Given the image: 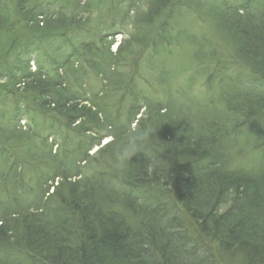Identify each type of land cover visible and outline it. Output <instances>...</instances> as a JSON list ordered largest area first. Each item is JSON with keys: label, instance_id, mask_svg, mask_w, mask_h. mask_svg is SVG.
<instances>
[{"label": "trees", "instance_id": "16d2710c", "mask_svg": "<svg viewBox=\"0 0 264 264\" xmlns=\"http://www.w3.org/2000/svg\"><path fill=\"white\" fill-rule=\"evenodd\" d=\"M29 1L14 0L18 9L27 11L23 20L30 24V33L42 37L14 45L9 42L7 47L0 48V81L5 80L20 93H27L24 100L33 102L38 110L57 108L65 127H74L85 134L82 136L87 139L81 140L76 147L79 149L80 163H88L89 158L94 160L98 156L102 159L106 154L123 157L130 152L131 155L123 163L120 162L117 172L112 173L126 181L127 190L121 193L112 177L103 185L104 182L98 181L94 172V175L88 176L79 170L80 166L76 170L74 163L61 165L63 161L60 154L58 156L56 153L53 156L54 162L59 163L56 169L62 171L52 178V184L42 187L44 195L33 202V206L28 207L26 204L22 208L18 205H2L0 264H232L226 258H234L237 254L243 259L242 264H264V164L258 169L247 171L225 168L219 160V164L214 161L205 164L180 163L183 160L180 153L186 149L185 145L180 144L183 141L192 146L205 141L203 153H213L216 147L207 148L217 143L216 130L221 128L223 122L231 120L235 110L247 112L244 118L246 122L250 119L264 121V91H261L264 89V0L262 5L259 2L253 5L251 0H225L221 3L152 0L154 6L158 5L161 9L169 2L171 11H178L181 4L188 2L199 5L210 15L218 12L222 16L220 25L224 29L225 26L229 28L227 35L233 37V43L237 46L236 57L251 66L249 72L239 71L242 76L238 79L237 91L225 83L228 90L217 92L221 95L219 100H226L227 106L235 108L234 111L229 108L219 110L215 98L209 100L210 105L202 102L196 106L195 110L201 119L194 116L198 122V134L191 131L193 135L186 132L185 123L182 122L175 125L176 133L175 129H170L174 123L170 125L168 121L165 124L157 121L156 126L149 127V120L145 119L140 105L134 107L128 116L129 121L125 123H119L118 117L115 121L108 119V116L101 119L100 113L105 115L108 110L102 100L95 99L90 105L83 104L79 101L83 97L82 91L71 89L58 69L57 75L50 76L38 64L33 71L26 57L30 59L31 53H39L42 43L47 40L46 36L59 34L61 42L68 43L67 32L71 27L74 30L77 23L59 26L52 20L51 23L35 20L34 15L44 16L45 12L39 5L28 6ZM11 4L9 0H0V31L1 26H6L10 21L8 12L11 11ZM35 21L36 26L32 24ZM83 22H78V26H88V23ZM8 31L7 35L11 33ZM96 45V42L75 43L70 54L77 56L79 62L85 52L97 55L95 60H107L108 57V62L112 60L113 64L109 63L107 70L113 73L121 49L118 48L113 54L109 42L104 46L101 44L100 48H96ZM10 54L15 57L9 58ZM95 60L88 64L94 67ZM65 65L70 66L67 62ZM79 69L82 70L81 67ZM83 73L79 71L82 77ZM239 92L248 97L247 104L251 103L252 107H243L246 101H241L239 96L242 94ZM258 103L263 106L260 107L263 111ZM148 106L149 118L150 112L155 109L151 103ZM173 112L168 111L169 114ZM132 124L138 130L132 131ZM237 129L236 124L234 130ZM104 130L108 133L102 134ZM261 130L257 132L259 137L261 135L260 149L264 156V127ZM135 131L136 134L139 132L137 138L133 136ZM178 135L180 138H177ZM108 136L113 137V140L100 147L93 156L90 155V151L95 146H101ZM219 150L222 151L221 148ZM135 161L137 165L134 167ZM99 164L93 165L96 172L99 171L96 169ZM191 181L203 182L206 189L203 191L189 187ZM25 185L16 174L11 190L13 192L14 189L17 194ZM171 185L176 187L179 199H182V213L190 214L202 234L210 239L212 247L206 245L204 239L200 244L196 233H188L184 229L185 219L179 212L171 215L172 211L180 208L175 205L169 211L171 206L165 205V200L169 199L165 194ZM228 198L231 199L229 207L221 210V204ZM115 200H121L125 206L120 213L115 209L118 203ZM15 204H18V200ZM123 211L128 213V218L122 215Z\"/></svg>", "mask_w": 264, "mask_h": 264}, {"label": "rangeland", "instance_id": "374dc122", "mask_svg": "<svg viewBox=\"0 0 264 264\" xmlns=\"http://www.w3.org/2000/svg\"><path fill=\"white\" fill-rule=\"evenodd\" d=\"M9 1L12 3L11 11L8 12L10 21L6 26L5 24L1 26L0 48L7 47L9 42H11L10 45H14L42 37L30 33V24L23 20V15L27 11L18 9L14 0ZM202 1L203 3L208 1L221 3L225 0ZM262 1L251 0L250 3L254 5L259 2L262 5ZM29 2L28 6L38 7L39 5L45 12L44 16L34 15L35 20H46L47 22L52 20L59 26H70L77 23L74 30L71 27L67 32L68 43L66 44L61 42L59 34L46 36L47 40L42 43L43 46L39 53H31L30 59L26 57L30 61L31 69L35 71L37 65L40 64L50 76L57 75L58 69L59 74L67 80L66 83L71 89L82 91L83 97L79 101H82L83 104L90 105L92 100H102L108 110L105 115L100 113L101 119L108 116V119L115 121L120 118L118 122L125 123L129 121L128 116L134 107L140 105L139 108L144 113L145 119L149 120V127L156 126L157 121L160 124H165L168 121L170 125L174 123L170 129H175L176 133L175 125L182 122L185 123L184 127L186 128L184 129L187 133L193 135L192 132L196 131L195 134H198V122L196 121L201 118L195 110L196 106L202 102H207L210 105L209 100L213 101L215 98L217 101L215 104L219 110L224 111L229 108L230 105L227 106L226 100H219L221 95L217 92L228 90L225 83L230 84V88L237 91L239 87L237 82L242 76L239 71H251L248 62L245 64L244 61L239 60V57H236L235 51L238 52V49L233 43V37L227 35L229 28L225 26L224 29L220 25L222 16L218 12L210 15L202 7L193 3L185 2L180 5L181 8H178V11L172 10V12L171 7L168 6L169 2L164 6V9H161L158 5L154 6L152 0H30ZM41 8L39 9L41 10ZM34 13L38 14L37 11ZM72 16L74 19L71 18ZM78 22L88 23V26L82 24V27H79ZM32 24L36 26V21ZM8 30L11 33L7 35ZM60 42L61 46H59ZM93 42L97 43L96 48L109 42L112 45L111 52L113 54L118 48L121 49V53L115 60L118 65L113 73L107 70L113 64L112 60L108 62V57L107 60H95L97 55L93 56L91 53L85 52L81 58L82 61L79 62L80 59H77V56L70 54L75 43ZM63 45L65 47H62ZM14 57L13 54L9 55V58ZM94 60L95 66L92 67L88 62ZM65 62L70 66L65 65ZM80 67L82 70L79 69ZM79 71L84 72L83 77L79 75ZM239 93L242 94L239 96L241 101H246L243 107H252L251 103L247 104V96L243 92ZM26 96L27 93H20L7 81H0V218L3 216L1 213L3 204L25 208L26 204L28 207L33 206L32 203L44 195L42 187L52 184V178L62 171L60 168L56 169V166L59 165L53 159L56 153L58 156L60 154L63 161L60 163L61 165L74 163L75 168L80 166L79 170L86 172L88 176L94 172L96 175H93L98 181H103V185H106L105 181L112 177L121 193L127 190L126 181L112 174L118 170L119 155L109 156L106 154L102 159L98 156L94 160L89 158L88 163H80L78 161L80 159L79 149L76 147L81 140L86 138L82 136L85 134L74 127L72 129H69L68 126L65 127L57 108L46 107L45 110L40 108L38 110L33 102L24 100ZM149 103L155 110L150 112L151 115L148 118ZM203 105L201 106L203 107ZM260 107L263 106L259 105ZM171 109L178 115L174 112L175 115L169 114L168 111H172ZM229 109L234 111L235 108ZM261 111L263 110L261 109ZM246 113L235 110L233 116L230 114V118L231 116L232 118L229 122L219 124L221 128L216 130L217 143L207 148L216 147L213 153H203L205 141L193 146L187 145L184 141L181 142L180 144L185 145L186 149L180 153L183 158L180 163L186 165L195 164V162L205 164V162L214 161L219 164L217 162L219 160L220 164L231 170L242 168L252 171L258 169L260 165L264 164V156L260 149L261 135L259 137L257 130L262 132L264 121L250 119L251 121L246 122L244 119ZM100 121L102 122V120ZM236 124L238 129L235 131ZM135 129L137 126L132 124V131ZM106 133L108 132L105 130L102 132V134ZM130 134L134 133L130 132ZM138 134L135 131L134 138H137ZM224 136L227 138L224 139ZM177 138H180V135ZM111 140L113 137L105 138L101 146H95L90 151V155L93 156L100 147ZM57 146H59L58 149ZM49 153L50 156H48ZM97 164L99 167L96 169L99 171L96 172L93 165ZM133 165L135 167L137 161ZM16 174L22 184L27 185L17 194L13 189L14 194L11 188H13L12 181ZM57 180L58 177L55 181ZM188 184L194 189L198 188L203 191L206 189L203 182L191 181ZM168 189L165 195L169 199L165 200V205H168L169 208L171 206L169 211H172V207L175 205L176 208L177 205L180 206L172 211L171 215L174 212H179L185 219L184 229L188 233H196L200 244L204 239L205 244L212 247L210 239L202 234L190 214L182 213L183 203L180 202L181 198L179 199L176 187L171 185ZM174 190L177 199L173 197ZM16 200H18V204H15ZM230 201V198L224 201L221 204V210L227 209ZM115 202H118L115 209L118 212L122 211L125 207L122 205V201L115 200ZM122 215L128 218L127 212L123 211ZM237 255L234 258L226 259L232 264H242L243 259L239 254Z\"/></svg>", "mask_w": 264, "mask_h": 264}, {"label": "clouds", "instance_id": "9594fccd", "mask_svg": "<svg viewBox=\"0 0 264 264\" xmlns=\"http://www.w3.org/2000/svg\"><path fill=\"white\" fill-rule=\"evenodd\" d=\"M134 150H135V149L133 148V151H134ZM129 155H131L130 152H129V153H125L123 157L118 156V159H119V161H120L121 163H123L124 160H125V159L127 158V156H129Z\"/></svg>", "mask_w": 264, "mask_h": 264}]
</instances>
